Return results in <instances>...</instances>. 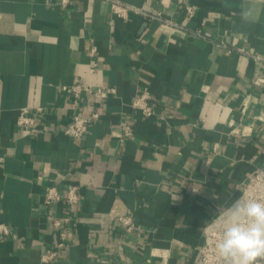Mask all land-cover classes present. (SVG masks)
Returning <instances> with one entry per match:
<instances>
[{"label":"crops","instance_id":"0c3cea01","mask_svg":"<svg viewBox=\"0 0 264 264\" xmlns=\"http://www.w3.org/2000/svg\"><path fill=\"white\" fill-rule=\"evenodd\" d=\"M121 1L184 29L117 17L106 0H0V264H196L207 227L264 165V61L237 50L264 58V0ZM73 82L115 91L77 108L62 90ZM143 90L152 115L131 106ZM22 107L32 132L15 123ZM89 110L100 117L85 135H66ZM53 184L79 186L78 206L45 204ZM123 214L146 230L120 229ZM52 218L67 238L44 262Z\"/></svg>","mask_w":264,"mask_h":264},{"label":"built area","instance_id":"2783aa9c","mask_svg":"<svg viewBox=\"0 0 264 264\" xmlns=\"http://www.w3.org/2000/svg\"><path fill=\"white\" fill-rule=\"evenodd\" d=\"M106 1L109 3L111 12L117 17L127 18L130 12H136L142 14L145 18L149 20H158L165 26H169L175 30L184 29L183 23L177 22L171 18H165L161 15L160 12H157L155 14L149 13L143 10L142 8L134 7L125 2H122L121 0H106ZM68 2L69 0H58L59 5L61 6H66ZM184 12L187 17H191L194 15V7L190 4H186L184 6ZM193 34L198 37L204 36L202 28H197L196 30L193 31ZM237 50L243 54L253 57L256 60L264 61L263 57H261L258 54L251 53L247 47H239L237 48ZM89 55L93 56L92 59L90 60V66L91 67L97 66L98 60L97 58L94 57L95 55L94 47L90 50ZM62 90L65 93L73 96L74 104L77 106V108L80 107L79 102L83 94L92 98L94 96H104V95L112 94L115 91V89L112 87L109 88L94 87L87 84H81L79 82H73L72 84L63 85ZM150 100L151 97L149 92L143 90L132 100L131 106L134 109H136L141 116L152 115L155 113V111L152 105L150 104ZM34 111L37 114H41L44 111V107L36 106ZM99 117L100 114L97 110H92V111L89 110L84 114H81L78 111H76L72 115L70 122H68V124L64 128V132L66 135L72 138H77V139L82 138L85 135L89 125L94 121L98 120ZM15 123L19 128H22L27 132H32L39 124L35 114L32 113L28 107L20 108ZM133 132H134L133 127L130 123L123 124L121 126V135L119 137V140L121 141L125 138L132 137ZM238 200H240L241 202L247 200H258L260 202H264V165L255 168L254 171L248 176V178L243 184V189ZM59 201L65 202L69 206V208L78 206V204L81 201L79 186L73 185L69 187L67 190L62 191L55 184L49 185L45 190L44 203L51 205ZM68 220H69L68 217L65 218V221ZM51 222L52 225L58 230L60 239L57 241L56 247L54 249H47L42 254L41 258L44 262H48L57 257L59 249L64 247L67 238L66 231L61 228L60 220L58 218H52ZM116 222H117V226L126 232H133V231L143 232L146 230L145 226L138 224L131 214H123L118 216ZM0 230H2L3 232H7V229L3 224H0ZM213 231H209L208 228L206 229L205 244L208 241V234H210ZM203 247L201 248V251L203 250ZM200 260L201 259L199 256V259L196 264H200ZM260 264H264V260H261Z\"/></svg>","mask_w":264,"mask_h":264},{"label":"clouds","instance_id":"9594fccd","mask_svg":"<svg viewBox=\"0 0 264 264\" xmlns=\"http://www.w3.org/2000/svg\"><path fill=\"white\" fill-rule=\"evenodd\" d=\"M233 215L216 251L227 264H260L264 260V202H234Z\"/></svg>","mask_w":264,"mask_h":264},{"label":"rangeland","instance_id":"374dc122","mask_svg":"<svg viewBox=\"0 0 264 264\" xmlns=\"http://www.w3.org/2000/svg\"><path fill=\"white\" fill-rule=\"evenodd\" d=\"M225 218V217H224ZM228 224H220L210 234H208V241L203 250L200 252V264H227V262L218 255L216 251V244L222 237V234Z\"/></svg>","mask_w":264,"mask_h":264},{"label":"bare ground","instance_id":"6f19581e","mask_svg":"<svg viewBox=\"0 0 264 264\" xmlns=\"http://www.w3.org/2000/svg\"><path fill=\"white\" fill-rule=\"evenodd\" d=\"M233 206V205H232ZM233 215V208L230 207L228 211L224 214L216 218L207 228L209 231H213L212 229L216 228L220 224H228ZM225 217V218H224ZM215 230V229H214Z\"/></svg>","mask_w":264,"mask_h":264}]
</instances>
